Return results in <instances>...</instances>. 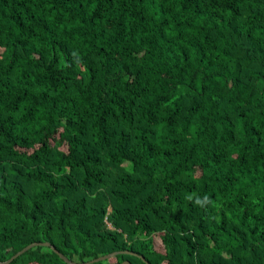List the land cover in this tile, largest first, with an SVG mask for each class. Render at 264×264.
I'll return each mask as SVG.
<instances>
[{
    "label": "trees",
    "instance_id": "obj_1",
    "mask_svg": "<svg viewBox=\"0 0 264 264\" xmlns=\"http://www.w3.org/2000/svg\"><path fill=\"white\" fill-rule=\"evenodd\" d=\"M44 242L264 264V0H0V262Z\"/></svg>",
    "mask_w": 264,
    "mask_h": 264
},
{
    "label": "water",
    "instance_id": "obj_2",
    "mask_svg": "<svg viewBox=\"0 0 264 264\" xmlns=\"http://www.w3.org/2000/svg\"><path fill=\"white\" fill-rule=\"evenodd\" d=\"M37 246H43V247H48L50 248L55 254H57V256L63 260L66 264H91V263H94V262H101V261H105V260H108L112 257H114L115 255L119 254V253H130V252H127V251H124V252H113V253H110V254H107V255H104V256H100L98 258H95L93 260H90L86 263H74V262H71L70 260H68L63 254H61L59 251H57L50 243H47V242H44V243H32L28 246H26L25 248H23L21 251L17 252L15 255H13L10 259H8L7 261L5 262H0V264H9L10 262H12L14 259H16L17 257H19L20 255H22L23 253H25L26 251L34 248V247H37ZM130 254H133V253H130ZM136 255V254H135ZM142 259V258H141ZM120 264H130V262L128 261H124Z\"/></svg>",
    "mask_w": 264,
    "mask_h": 264
},
{
    "label": "rangeland",
    "instance_id": "obj_3",
    "mask_svg": "<svg viewBox=\"0 0 264 264\" xmlns=\"http://www.w3.org/2000/svg\"><path fill=\"white\" fill-rule=\"evenodd\" d=\"M154 247L161 250V243L159 242V239L154 238Z\"/></svg>",
    "mask_w": 264,
    "mask_h": 264
},
{
    "label": "clouds",
    "instance_id": "obj_4",
    "mask_svg": "<svg viewBox=\"0 0 264 264\" xmlns=\"http://www.w3.org/2000/svg\"><path fill=\"white\" fill-rule=\"evenodd\" d=\"M195 202H196V204H198V205H203L205 202H207V197H204L203 200H201V199H197Z\"/></svg>",
    "mask_w": 264,
    "mask_h": 264
}]
</instances>
